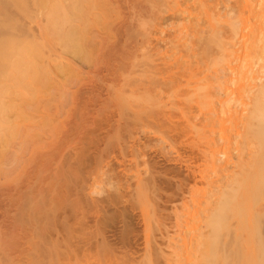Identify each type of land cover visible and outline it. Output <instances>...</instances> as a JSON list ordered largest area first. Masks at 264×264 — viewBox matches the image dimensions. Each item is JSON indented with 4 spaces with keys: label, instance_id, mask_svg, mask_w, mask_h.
<instances>
[{
    "label": "rangeland",
    "instance_id": "rangeland-1",
    "mask_svg": "<svg viewBox=\"0 0 264 264\" xmlns=\"http://www.w3.org/2000/svg\"><path fill=\"white\" fill-rule=\"evenodd\" d=\"M262 5L0 0V264H253L246 248L191 244L226 184L211 158L230 174L252 159L237 71L256 74L252 90L264 82V59L251 72L243 58L263 38ZM198 89L235 120L208 122L188 99Z\"/></svg>",
    "mask_w": 264,
    "mask_h": 264
},
{
    "label": "bare ground",
    "instance_id": "bare-ground-1",
    "mask_svg": "<svg viewBox=\"0 0 264 264\" xmlns=\"http://www.w3.org/2000/svg\"><path fill=\"white\" fill-rule=\"evenodd\" d=\"M263 9H264V5H262ZM262 15V14H261ZM260 15V17H261ZM264 16V14L262 15ZM260 19H263V22H264V18H260ZM259 19V21H260ZM262 22V23H263ZM259 26L260 24L257 23ZM264 24V23H263ZM232 28H233V25H230ZM256 26V27H257ZM231 28V29H232ZM255 28V26H254ZM258 28V27H257ZM256 28V29H257ZM261 30H260V33L262 34L263 38H260V39H256L253 41L250 40V42L248 41L247 45L244 44V48H243V59L244 62L247 61V63L245 62V65L246 67L248 66L249 69H251L253 72V69L252 67L250 68V65H255V64H252L253 62H255L254 59H256V61H258L259 59H264V26H261L260 27ZM259 29V28H258ZM222 42V40L220 41ZM233 43V42H229V45H225V42L220 43V47L222 49V52L223 50L225 51V53L227 54H224V56L226 57V55L228 56H232L233 54V51L231 48H233L232 46H230V44ZM246 45V46H245ZM243 46V45H242ZM231 50H230V49ZM234 55V54H233ZM235 56V55H234ZM233 57V56H232ZM229 58V57H228ZM228 58L226 57V59L228 60ZM245 67V66H244ZM243 68H240L239 69V72L237 71L238 73V76H239V80H240V83H241V86H240V89H243V88H248L249 89H243L242 91L239 90V93H240V97H236V98H239V102H240V105H242V109L243 107H245V111H246V114L243 116L244 118L242 119L243 123H244V132L243 133L244 135H246V137H251L253 139L249 140L246 142L244 141V143H242V146L244 145V148H243V151L245 150V152L247 151V155H251L249 158L252 157V159L250 160V163H248L247 165H239L240 168H236L237 171H233V172H236V173H233V174H230L227 172V170L224 168H220V166H216L217 163L215 159L211 160L210 161H214V162H211L212 163V167L213 168H219V170H221L219 173L224 175L222 176L223 178L226 179V184H223V185H218V188H214V190H212V200H210V198L208 197V199L210 200V203H211V206H205L204 203H202L205 207H207L206 210H208V213L206 214L207 216L205 217V220H204V226H205V231H197L199 232V235L198 239H194L193 241L197 240L196 242H194L193 244H191V249L195 248V249H200L199 246H207L209 247L210 251H211V248H215L217 249V246H219V248L221 249H224L225 250V247L229 246L230 245L231 247H237L236 248V253L234 251H232L234 254H237V251L239 252L238 254H240V252H243L241 250V248H246L247 251L249 250L253 255V264H264V79H263V83L260 84L259 86L255 85V89L252 90L253 86L250 87V84L252 85V83L254 82V80H256L258 77H256L255 73H251L249 74V71H247L246 69ZM242 69V70H241ZM257 71V70H256ZM255 71V72H256ZM236 74V73H235ZM255 74V75H254ZM237 75V74H236ZM250 75V76H249ZM254 75V76H253ZM237 77V76H236ZM251 82L250 84L248 85H244L245 83H249ZM217 83V82H216ZM255 84V83H253ZM218 86V88H221V83L219 81V83H217L215 85V87ZM244 86V87H242ZM224 87V86H223ZM251 88V89H250ZM224 90H227L225 89V87L223 88ZM222 90V91H224ZM221 91V92H222ZM237 91V90H236ZM250 94H246V92ZM253 91V92H252ZM242 92V93H241ZM226 93V92H225ZM246 94L244 96V94ZM192 94V97L188 98L191 102H194L196 105H198L199 109L203 111H205L206 113H204L205 117L206 116H209L207 117V121L208 122H215V121H218L219 123L222 122L221 124H223L224 122L223 121H227V122H232L235 120L236 116H238L237 112L235 111H232L229 104L227 103V101L225 100L223 102V105L220 104L222 107L220 110V112H218L219 114H217L215 112V101L213 100V97H210L208 96L209 94H207L206 92H202L201 89H198L197 91H194L191 93ZM238 94V93H237ZM243 95V97L241 96ZM191 96V95H190ZM245 97H246V100H245ZM211 98V99H210ZM210 99V100H209ZM215 99V98H214ZM187 101V98L186 100ZM186 103V102H185ZM221 103V102H219ZM188 104V102H187ZM204 106V108L201 109V107ZM214 114H212V112ZM244 111V109H243ZM209 112H211L210 115ZM208 113V114H207ZM207 114V115H206ZM216 114V115H215ZM210 123V124H211ZM242 125V124H241ZM243 132V131H242ZM244 137V136H243ZM248 138H245V139H248ZM244 139V140H245ZM242 149H240L241 151ZM242 152V151H241ZM242 154V153H240ZM243 157V156H241ZM230 159V158H229ZM239 160V159H238ZM237 162V161H236ZM239 162V161H238ZM242 162V161H241ZM226 163V161H225ZM233 163V162H231ZM247 163V162H246ZM215 164V165H214ZM245 164V163H244ZM164 165V164H163ZM176 165V164H175ZM214 165V166H213ZM224 164H222V167H223ZM227 165L226 164V168H227ZM232 165V164H231ZM158 166V165H157ZM210 166V167H211ZM216 166V167H215ZM229 166V165H228ZM242 166V167H241ZM177 167V166H176ZM211 167V168H212ZM225 167V166H224ZM170 168V167H169ZM172 168V167H171ZM174 168V166H173ZM172 168V169H173ZM210 168V169H211ZM171 170V169H170ZM214 170V169H213ZM224 170L225 173H224ZM175 172V171H174ZM215 173H217L218 171H214ZM214 173V175H215ZM219 174V176H220ZM212 175V174H211ZM218 175V173L216 174ZM214 177V176H213ZM221 177V178H222ZM138 179V178H136ZM164 179V178H163ZM171 179V178H170ZM212 179V178H211ZM172 180V179H171ZM217 180H218V177H217ZM142 182V179L139 180ZM212 181V180H211ZM210 181V182H211ZM222 181V180H221ZM138 182V181H137ZM154 182V181H153ZM160 182V181H159ZM162 182V181H161ZM165 182V180L163 181ZM167 182V181H166ZM213 182V181H212ZM211 182V183H212ZM219 182V181H218ZM168 183V182H167ZM216 183V181H215ZM213 182V187L217 186ZM138 184V183H137ZM142 183L139 184V186L141 185ZM144 184V182H143ZM153 184V183H151ZM162 184V183H161ZM207 184V183H206ZM215 184V185H214ZM218 184V183H217ZM220 184V183H219ZM222 184V183H221ZM159 185V184H158ZM208 185V184H207ZM210 185V184H209ZM208 185V187H209ZM144 186V185H143ZM146 186V185H145ZM137 187V185L135 186ZM157 188V186H155ZM161 187V186H160ZM212 187V186H211ZM210 187V188H211ZM212 187V189H213ZM141 188V187H139ZM155 188V189H156ZM163 188V187H162ZM165 188V187H164ZM148 190V189H147ZM154 190V188H153ZM206 190V189H205ZM141 191V189H140ZM211 191V190H210ZM142 192V191H141ZM148 192V191H147ZM209 192V190H208ZM135 193V192H134ZM141 196L142 194L139 193ZM138 194V195H139ZM134 195V194H133ZM137 195V194H136ZM135 195V196H136ZM144 195V194H143ZM155 195V194H154ZM147 196V195H146ZM158 196V195H156ZM214 197V198H213ZM110 198V197H109ZM140 198V196H139ZM138 198V199H139ZM142 198V197H141ZM152 198V197H151ZM150 198V199H151ZM154 198V197H153ZM157 198V197H156ZM159 198V197H158ZM143 199V198H142ZM149 199V200H150ZM203 199V198H202ZM109 200V199H108ZM153 200V199H152ZM155 200V199H154ZM114 201V200H113ZM116 201V200H115ZM114 201V202H115ZM131 201V200H130ZM171 201V200H170ZM197 201V200H196ZM111 202V201H110ZM117 202V201H116ZM161 202V201H160ZM173 202V201H172ZM199 202V200H198ZM206 202V201H205ZM136 203V202H135ZM152 203H154L152 201ZM158 203V202H157ZM168 203V202H167ZM171 203V202H170ZM193 203V202H192ZM207 204L209 203L206 202ZM108 205V204H107ZM114 205V204H113ZM138 205V204H137ZM141 205V203H140ZM164 205V204H163ZM195 205V204H194ZM197 205V204H196ZM209 205V204H208ZM156 206V205H154ZM116 207V206H115ZM201 207V206H200ZM203 207V206H202ZM204 207V209H205ZM208 207H210V209H208ZM106 208V207H105ZM122 208V207H121ZM131 208V207H130ZM194 208H198L197 207H194ZM114 209V208H113ZM117 209V208H116ZM115 209V210H116ZM125 209V208H123ZM186 209V208H185ZM199 209V208H198ZM105 210V209H104ZM111 210V209H110ZM145 210V209H144ZM99 211V210H98ZM107 211V210H106ZM112 211V210H111ZM111 211H109L111 213ZM120 211V209H119ZM199 211V210H198ZM126 212V211H125ZM137 212V211H136ZM193 212V211H192ZM200 212H203V209L202 211L200 210ZM117 213V212H116ZM133 213V212H132ZM130 213V214H132ZM106 214V213H105ZM104 214V215H105ZM114 214V213H113ZM198 214V213H196ZM103 215V216H104ZM128 215V214H127ZM193 215V214H192ZM109 216V215H108ZM113 216V215H112ZM136 216V214H135ZM147 216V215H145ZM188 216V215H186ZM203 216V215H202ZM107 217V215H106ZM128 218H130L128 216ZM135 218V217H134ZM133 218V219H134ZM113 219V218H112ZM117 219V218H116ZM121 219V217H120ZM124 219V218H123ZM126 219V218H125ZM136 219V218H135ZM139 219V218H138ZM161 219V218H160ZM199 219V218H198ZM197 219V220H198ZM131 220V219H130ZM187 220V219H186ZM192 221V219H189ZM111 221V220H110ZM114 221V220H113ZM117 221V220H116ZM116 221H114L115 223H117ZM121 221V220H119ZM132 221V220H131ZM196 221V219H195ZM123 222V221H121ZM125 222V221H124ZM139 222V221H138ZM180 222V221H179ZM198 222V221H197ZM114 223V224H115ZM120 223V222H118ZM126 223H129V220L128 222ZM162 224V223H161ZM188 224V222H187ZM194 224V223H191V225ZM196 224V223H195ZM201 224V223H200ZM105 225V224H104ZM109 225V224H108ZM113 225V224H112ZM163 225V224H162ZM199 225V224H198ZM117 227V225H114ZM124 226V225H122ZM127 226V225H126ZM130 226V224L128 225ZM127 226V227H128ZM139 226V225H138ZM161 226V225H160ZM101 227V226H100ZM110 227V225H109ZM109 227H107V234H108V230H109ZM127 227L124 229L122 227V230L123 231H117V229H114V227L112 226L111 229H112V232L114 231L115 233L118 232L117 234L118 235H121L119 238L123 241H131L129 240L130 237L132 238L133 236H129L131 235L130 234V229H127ZM180 227V226H179ZM187 227V226H186ZM121 227H119L120 229ZM130 228H133V227H130ZM196 228V227H195ZM182 229V228H181ZM180 229V230H181ZM194 228H189V230L187 231V233L189 234V231L193 230ZM139 230V229H138ZM185 230V229H184ZM195 230V229H194ZM202 230V229H201ZM111 232V230H110ZM110 233V234H113V233ZM164 232V230L162 231ZM153 233V232H152ZM194 233V232H193ZM133 234V233H132ZM164 234V233H163ZM166 234V233H165ZM184 234V233H183ZM186 234V235H188ZM196 233L193 234V236L195 235ZM251 235L252 238L251 239V244L250 246H248L247 244L245 246H243V243L245 244V239L247 236ZM106 235V234H105ZM115 234H113L111 236V238L114 236ZM138 235V234H137ZM154 235V234H153ZM160 235V233H159ZM196 235V236H197ZM108 236V235H107ZM192 236L189 234V237ZM117 237V236H115ZM154 237V236H153ZM184 236H182L183 238ZM245 237V238H244ZM103 238V237H102ZM107 238V237H106ZM114 238V237H113ZM112 238V239H113ZM135 238V237H134ZM133 238V239H134ZM146 238V237H145ZM152 238V237H151ZM182 238L180 239L181 241ZM186 238V236H185ZM194 238V237H193ZM243 238V239H242ZM125 239V240H124ZM178 239V238H176ZM184 239V238H183ZM192 239V238H191ZM190 239V240H191ZM119 240V239H118ZM154 240V239H153ZM179 241V243H181ZM134 241V240H132ZM185 241V240H184ZM187 241H189L187 239ZM192 241V240H191ZM136 242V241H134ZM133 242V243H134ZM198 242V244H196ZM127 243V242H126ZM130 243V242H129ZM128 243V244H129ZM177 243V242H176ZM183 243V242H182ZM182 243H181V246H182ZM185 243V242H184ZM192 243V242H190ZM189 243V244H190ZM136 243H134L135 245ZM196 244L197 247H194ZM176 244L174 243V246ZM193 245V246H192ZM217 245V246H216ZM189 246V245H188ZM229 246V247H230ZM132 247V246H131ZM178 247V245H177ZM180 247V246H179ZM185 247V246H183ZM187 247V246H186ZM201 247V248H202ZM206 247V249H207ZM211 247V248H210ZM233 247V248H234ZM239 247V248H238ZM241 247V248H240ZM189 248V247H188ZM232 248V249H233ZM178 249V248H177ZM219 249V250H221ZM231 249V250H232ZM238 249V250H237ZM203 250V249H201ZM241 250V251H239ZM177 251V250H176ZM180 251V250H178ZM189 251V250H188ZM197 251V250H196ZM195 251V252H196ZM204 251V250H203ZM213 251V250H212ZM175 252V251H174ZM207 252V251H206ZM217 252V251H216ZM224 252V251H223ZM249 252V253H250ZM180 253V252H179ZM184 253V252H182ZM187 253V252H186ZM192 253V252H190ZM246 253V251H245ZM250 253V254H251ZM202 254V252H201ZM237 254V255H238ZM243 254V253H242ZM241 254V255H242ZM197 255V253H196ZM200 255V254H199ZM225 255V254H224ZM249 255V254H248ZM247 255V257H248ZM177 257V254L175 255ZM181 256V255H180ZM185 256V255H184ZM182 256V257H184ZM191 256H193L191 254ZM215 256V255H214ZM217 256V255H216ZM222 256V254H221ZM220 256V257H221ZM229 256V254H228ZM246 256V255H245ZM181 257V258H182ZM190 256H188L187 258H189ZM198 257V256H197ZM239 257V261H240V256ZM242 257V256H241ZM185 258V257H184ZM225 258V257H224ZM234 258V256L232 257ZM180 259V258H179ZM192 259V258H191ZM243 259V258H242ZM237 261V260H236ZM234 260V263L236 262ZM238 261V262H239ZM244 262V261H243ZM241 261V263H243ZM233 263V264H234ZM173 264V263H172ZM208 264V262L206 263ZM236 264V263H235ZM250 264V263H249Z\"/></svg>",
    "mask_w": 264,
    "mask_h": 264
}]
</instances>
